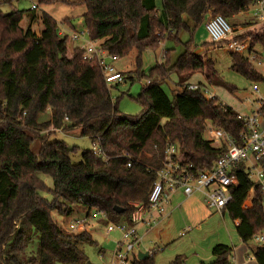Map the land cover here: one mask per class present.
Returning a JSON list of instances; mask_svg holds the SVG:
<instances>
[{
	"label": "trees",
	"instance_id": "trees-1",
	"mask_svg": "<svg viewBox=\"0 0 264 264\" xmlns=\"http://www.w3.org/2000/svg\"><path fill=\"white\" fill-rule=\"evenodd\" d=\"M81 2L82 23L91 40L118 59L135 53L136 68L123 77L146 81L136 99L141 111L130 117L117 110L100 68L82 60L78 49L68 55L66 39L57 35L56 22L48 15L38 18L41 32L36 35L31 29L34 16L22 29V12L0 11V264H85L79 244L96 245L92 233L85 228L66 232L53 215L68 217L78 207L87 214L102 212L114 224L128 223L131 204L147 202L167 143L177 145L183 162L210 170L223 149L203 137L206 126L232 137L243 127L232 109L184 87L197 73L211 84L216 80L214 62L193 53V35L206 18L219 15L228 22L254 0H161L160 12L154 0ZM182 32L188 34L185 43L179 40ZM248 36L250 47L264 50V26ZM161 41L173 47L144 75L142 54L157 51ZM178 46L182 52L174 58ZM229 56L230 70L264 81L246 55ZM171 74L178 78L179 90L169 98L161 85ZM46 113L49 118L39 120ZM50 130H78L91 144L97 143L101 155L85 151L80 163L72 164L74 149L50 141ZM231 175L237 186L230 190L232 199L223 214L238 221L235 233L246 244L257 235L264 237V208L245 165L231 169ZM40 176L49 177L52 186ZM250 190V206L244 208ZM32 233L38 246L36 256L28 257ZM231 252L229 246L217 244L210 250L212 259L199 264H231ZM251 252L256 264H264V245ZM183 263L177 256L169 264ZM131 264L155 263L151 255L145 260L135 257Z\"/></svg>",
	"mask_w": 264,
	"mask_h": 264
},
{
	"label": "rangeland",
	"instance_id": "rangeland-1",
	"mask_svg": "<svg viewBox=\"0 0 264 264\" xmlns=\"http://www.w3.org/2000/svg\"><path fill=\"white\" fill-rule=\"evenodd\" d=\"M155 7L158 12L161 11V0H154ZM0 11L2 14H9L13 11L22 12L20 25L23 27L29 23L31 17H35L31 27L36 35L39 34L38 18L42 14L48 15L56 22L58 29H73L77 32L83 31L84 25L82 23V15L84 13V6L81 0H0ZM37 5L36 11H31V5ZM241 14L236 20L228 21L233 37L242 36V41H245L250 47V36L255 33H260L261 27L253 28L246 31H237L238 34L233 33L235 22H243L246 19H252L251 10ZM213 16H210L211 18ZM208 18V19H209ZM36 22V23H35ZM35 23V24H34ZM204 25V24H203ZM41 28V27H40ZM188 39V34L182 32L179 35V40L185 43ZM208 39L206 32L200 27L193 35V42L201 47L204 51L200 57L210 58L214 62V69L217 76L216 80L211 84L207 82L202 74H194L188 82H198V79L203 82L204 87L211 93H215L217 101L223 106H227L234 112L239 114H247L250 110L256 108L254 101L264 95V82H254L248 80L241 75L230 70L231 59L230 52L225 49L224 43L213 44ZM68 43V40L66 41ZM78 44V43H75ZM173 47L170 42L161 41L158 50L155 52L145 51L142 54L141 71L146 75L152 66L157 62H161L160 55L164 53L165 49ZM253 50V47H250ZM76 50L74 48L72 51ZM202 51V52H203ZM182 52L181 46L175 47L174 58ZM193 53H196V47L193 46ZM256 58L264 63V50L256 46L253 50ZM135 53L131 52L127 57L118 59L114 63V67L122 72L125 77L135 70L134 62ZM254 69L258 71L263 70V66L252 64ZM223 83L234 87L236 90L230 92ZM144 79L140 81H130L125 79L124 83L117 86L109 87L110 96L113 101L117 102V110L130 117H135L140 114L141 107L137 102V96L141 89L145 86ZM259 90L255 93L252 90L253 86ZM163 91L169 98L172 94L179 90L178 78L175 74H171L166 83L161 85ZM49 118L48 113L39 117V120L44 121ZM52 132V134L50 133ZM50 141L63 142L67 148L74 149L70 153L69 159L72 164H78L81 161V155L85 151H91L92 145L88 138L81 137L78 130L69 132H57L50 130ZM203 137L206 139L205 131ZM42 181L49 187L52 186L51 179L46 176H40ZM44 198L49 199V196L43 195ZM250 206V196L247 197L243 207ZM72 213L68 217H58L53 215L56 222L66 232L76 233L81 229H86L92 233V238L96 245L79 244L80 250L83 251L87 262L85 264H109L112 259V254L115 250L116 243L120 240V235L113 231L107 232V224L102 219L91 218L92 211L89 217L79 226L74 229L75 221L82 220L88 216L86 210L73 207ZM77 226V225H76ZM75 226V227H76ZM146 230H149L146 232ZM186 230L184 236L180 234ZM138 237L140 243L134 248L133 253L137 256L138 253H148L152 255L155 264H169L175 257L180 256L184 264H198L200 260L210 256V250L217 244H224L233 248L232 256L240 250L239 254L245 260L253 261L252 250L257 246L264 245V243H257L254 240L246 244H242L234 230V223L230 220L228 215L224 213L222 216L216 212L209 210L203 203L200 196L195 195L190 199L184 200L178 207L173 208L170 214L164 218L161 223L152 229L147 227L138 228ZM38 246V238L32 233L31 240L28 244L26 255L28 257L36 256V249ZM254 262H251L252 264Z\"/></svg>",
	"mask_w": 264,
	"mask_h": 264
},
{
	"label": "built area",
	"instance_id": "built-area-1",
	"mask_svg": "<svg viewBox=\"0 0 264 264\" xmlns=\"http://www.w3.org/2000/svg\"><path fill=\"white\" fill-rule=\"evenodd\" d=\"M253 5L258 9L255 7L252 15L257 16L259 22L264 24L263 2L254 0ZM37 9V5L32 3L30 10L34 12ZM203 27L211 43H224L225 49L230 53L246 55L250 63L264 68V64L256 58L254 53H249V45L245 41L232 40V31L223 17L213 16L204 23ZM57 35L66 41L78 43L76 49L82 52V60L96 64L100 68L107 87L124 83L123 75L114 67L118 58L103 50L99 41L91 40L86 29L80 32L73 29H58ZM161 59H163V53L160 55ZM184 89L199 91L207 100L216 99L213 93L201 85L187 84ZM252 89L258 93L255 85ZM255 103L256 108L249 114L237 113V120L243 127L235 137L224 130L206 126L205 134L208 136L206 140L213 147L223 149L210 170H197L192 164L183 162L177 145L167 143L163 152L162 167L154 172L155 180L149 191L147 202L131 204L133 210L129 215L128 223L114 224L108 221L102 212L92 211L91 218L106 221L107 232L115 231L120 235L109 264H131L133 258H137L133 250L140 243L138 228L140 226L148 229L157 227L169 215V208L176 194H180L184 199L198 195L209 210L222 216L225 207L232 199L230 190L237 186L236 179L231 175V169L239 164L245 165L248 179L252 181L253 187L257 188L264 208V95ZM91 145V153L101 155L97 143L94 142ZM127 167H130V164H127ZM251 193L250 190L248 193L250 198ZM88 217L89 214L83 221H75L72 227L78 229ZM185 233L186 230L180 236H184ZM253 240L264 243L263 236L257 235L253 237Z\"/></svg>",
	"mask_w": 264,
	"mask_h": 264
},
{
	"label": "crops",
	"instance_id": "crops-1",
	"mask_svg": "<svg viewBox=\"0 0 264 264\" xmlns=\"http://www.w3.org/2000/svg\"><path fill=\"white\" fill-rule=\"evenodd\" d=\"M155 2V1H154ZM256 6H250V8H252V10H251V15H252V13L254 12V10L257 8H255ZM263 8H264V2H263ZM258 9V8H257ZM250 9L248 8V10L246 11V12H248ZM246 12H244V13H246ZM241 14H243V13H240L239 15H237V16H235V17H233L232 19L234 20H236V18L237 17H239ZM208 18H209V16L206 18V20H205V22L208 20ZM37 21V20H36ZM36 23V22H35ZM34 23V24H35ZM39 23V25H40V22H38ZM20 25V24H19ZM27 25L28 24H26L24 27L22 26V25H20V27L22 28V29H25L26 27H27ZM33 26V25H32ZM31 26V27H32ZM233 27H236V26H239L237 29L236 28H233V33H235V34H238L237 33V31L236 30H238V31H246V30H249V29H253V28H259V27H263L264 26V24H261L260 22H259V20H258V17L257 16H253L252 15V19H246L245 21H243L242 23L241 22H235V24L234 25H232ZM41 27V26H40ZM40 27H38V32H39V34H40V32H41V28ZM201 28L203 29V31H204V27H203V25L201 26ZM34 32V31H33ZM205 32V31H204ZM38 34V35H39ZM232 38H233V35L231 36ZM207 40H209V38L207 39ZM70 42V41H69ZM193 45L196 47V53H197V55H203L204 54V51H203V49L201 48V47H198L194 42H193ZM78 45L77 44H75V43H68V42H66V48H67V52H68V55L70 56L71 55V53H72V50L74 49V48H76ZM255 49V47H253V50ZM253 50H252V53H253ZM203 51V52H202ZM195 54V53H194ZM118 61V60H117ZM157 63V62H156ZM264 64V63H263ZM116 69V68H115ZM256 70V72H258L260 75H262L263 77H264V68H263V70L262 71H258L257 69H255ZM116 71L117 72H120V71H118L117 69H116ZM122 75H123V73L122 72H120ZM204 78V77H203ZM264 82V81H263ZM187 84H189V85H201V86H204V84H203V82H201V80L200 79H198V82H195V83H193V82H187ZM253 90V89H252ZM257 90H258V88H257ZM258 92H259V90H258ZM213 93V95L215 96V93L214 92H212ZM216 98V97H215ZM257 100V99H256ZM256 100L254 101V103L256 102ZM255 105H256V103H255ZM255 109V108H254ZM254 109H252V110H250L247 114H249L251 111H253ZM235 113H238V112H235ZM244 115H246V114H244ZM191 198V197H190ZM190 198H188V199H190ZM184 200H187V199H184L180 194H176L174 197H173V200H172V203H171V206H170V212H171V210H173V208H176V207H178L179 206V204L181 203V202H183ZM249 207V206H248ZM170 214V213H169ZM234 223V225H237L238 224V221H234L233 222ZM140 227H143V226H140ZM147 231H149V230H146V232ZM240 241V240H239ZM241 242V241H240ZM242 243V242H241ZM243 244V243H242ZM232 252H233V248H232ZM232 252H231V254H232ZM239 252H240V250H238L237 251V253L235 254V255H231V258H230V262H231V264H250L251 262H254V263H252V264H256L255 263V261H254V259H253V261H249V260H245L243 257H241L240 256V254H239ZM212 258H211V254H210V256L209 257H206V258H204L203 260H200L199 262H198V264L200 263V262H208V261H210ZM170 263V262H169ZM184 264V263H183Z\"/></svg>",
	"mask_w": 264,
	"mask_h": 264
},
{
	"label": "water",
	"instance_id": "water-1",
	"mask_svg": "<svg viewBox=\"0 0 264 264\" xmlns=\"http://www.w3.org/2000/svg\"><path fill=\"white\" fill-rule=\"evenodd\" d=\"M70 150V149H69ZM117 213H122L123 211L121 209H117L115 208L114 209ZM149 257V254L148 253H144V254H141V253H138L137 254V259L138 260H145Z\"/></svg>",
	"mask_w": 264,
	"mask_h": 264
}]
</instances>
